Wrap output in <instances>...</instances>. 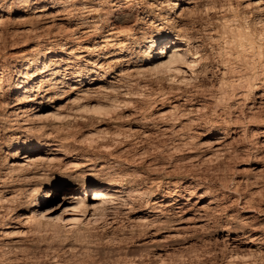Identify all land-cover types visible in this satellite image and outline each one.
<instances>
[{
    "label": "rangeland",
    "instance_id": "374dc122",
    "mask_svg": "<svg viewBox=\"0 0 264 264\" xmlns=\"http://www.w3.org/2000/svg\"><path fill=\"white\" fill-rule=\"evenodd\" d=\"M138 1L131 5L136 16L137 32V38L129 45L133 52L138 51L150 36H164L168 32L166 26L156 31L160 0H151L152 6L145 5L143 0ZM192 1L189 14L186 12L184 15L187 23L190 21L186 24V31L204 57L200 71L202 69L203 72L204 67L208 69L204 76L200 75L197 80L181 87L194 95L195 99L192 98L184 106L192 110L188 115L183 107L169 110L170 102L166 94L174 83L164 70L141 72L134 80L129 79L131 83L127 79L132 101L127 103L126 110L118 107L122 104L116 100L112 107L102 100L101 95L93 96L96 101L92 104L85 100L80 102V108H85L82 109V117L91 121L82 124V120H78L80 125L76 127V135L82 136V139L79 138L83 142L77 157L81 162H89L88 167L99 169V172L94 175L89 169H82L83 172L80 170L78 176H74L69 168H52L49 175L52 188L46 208L54 215H60L67 202L65 191L72 189L90 196L96 186H115L116 183L145 191L144 196L136 197L132 209L109 205V211L97 213L92 223L81 224L74 231L44 225L40 235L35 232L20 237L17 243L20 242L16 244L18 247L1 256L0 264H264V135L260 132L264 128V97L258 98L264 90V3L258 8L254 3L256 0ZM4 6L6 8L7 3ZM165 9L163 6V13H168ZM220 17L226 18L225 24H238L246 38L252 41L248 44L249 41L243 40L242 49L245 51L240 49L242 45H232L230 30L222 33L218 24L223 20L217 21ZM27 23H8L10 35H6L7 46L0 47V63L8 74L15 75L14 78L28 58V55H19L20 51H29L38 39L35 34L41 35L38 25ZM20 27L31 31L21 35ZM12 32H16L14 36ZM50 33L41 35L40 39L46 43L58 42L55 49L62 65L63 56L71 51L62 49L63 39L60 37L65 33L64 24L56 26ZM92 42L93 38L82 40L84 44ZM85 64L83 59L71 58L73 69L84 68ZM92 105H99L101 109H91ZM137 120L148 132L147 136H144L146 132L133 131L139 125L135 123ZM97 125L105 129L96 133L92 129ZM163 127L169 130L163 131ZM224 131H227L224 151L204 161L198 154L210 147L209 142L222 139ZM5 151L9 148L2 143L0 161ZM157 162L164 163L165 167L153 170ZM155 175L157 179L151 180L150 177ZM61 179L64 181L60 182ZM189 181L197 183L198 189L183 193L182 187ZM180 198H190L189 203L202 198L199 205L207 212L202 217V225L193 228L186 222L177 223L172 209ZM152 200H163L166 215L170 217L169 223H157L151 218V221L140 224L134 219V212L144 210V206ZM209 200L213 203L208 204ZM243 201L247 202L243 204L247 211L240 212ZM14 205L16 202L7 203L10 210ZM8 211L5 212L4 224L20 221L18 211ZM255 226L258 228L255 229ZM238 254H246V257L236 256Z\"/></svg>",
    "mask_w": 264,
    "mask_h": 264
},
{
    "label": "bare ground",
    "instance_id": "6f19581e",
    "mask_svg": "<svg viewBox=\"0 0 264 264\" xmlns=\"http://www.w3.org/2000/svg\"><path fill=\"white\" fill-rule=\"evenodd\" d=\"M135 1L138 0H0V41H2V46L0 47L5 44L6 35H10L8 34V30H10L7 28L8 23L12 24L13 22L21 21L24 24L28 22L30 25H38V31L41 32V35L49 34L56 26L64 24L65 33L60 37L63 39L61 43L62 49L71 50L66 53L67 56H63L62 61L64 63L61 65L57 59L58 53L55 49L58 42L46 43L40 39L41 35L38 36L34 33L38 38L35 46L30 48L29 51L24 50V52L20 51L19 53L22 56L28 55V58L24 60L23 64L21 63L22 65L17 71L16 78H14V74L13 76L8 74L5 71L6 69H3V64L0 63V145L3 143L9 148V151L4 152V156L1 158L2 161H0L3 163L0 166V258L1 256H6L7 253L9 254V251L11 252L10 249L17 246L16 244L20 242L19 240L17 243L20 237L35 232L38 234L43 233L41 231L45 228L44 225H52L57 229L66 228L74 231L81 224L85 225L91 221L93 222L97 213L109 211V205L126 206L132 209L136 197L139 198L144 196L143 193H146L140 189L125 188L121 183H116L115 186H96L90 196H87L85 192L70 189L68 192L65 191L68 195L67 202H65L60 215H54V212L46 208L47 199L52 188L50 186L51 182H49L52 168L57 167L62 170L69 168L74 176H78V171H82V169H89L94 175L99 172V169L97 170L92 166L89 168V162H81L77 157V152L83 142L81 141L82 136L76 135V127L80 125L78 120H82V124L91 121L90 118L82 117V109L85 108H80V102L85 100L88 104H92L96 101L93 96L101 95L102 100L112 105V107L116 100L118 104H122L117 106L126 110L127 103L132 101L130 98L131 91L129 92L127 88V79H133L135 76L137 78V75L141 72L156 73L164 70L174 83L168 94H166L170 102L169 110L172 111L178 107H183L182 110L187 111L185 113L187 115L192 110L186 109L184 106L192 98L195 99L194 95L181 87L197 80L200 75L204 76L208 70L204 67L203 72H201L202 69L200 71L202 58L204 59V57L201 56L202 54L197 49L199 46L195 40L186 31V24L190 21L187 23L184 15L189 11V4L193 3V1L160 0V6L158 5L159 7H157L159 24L156 26V31L159 32V29L166 26L168 27V32L164 36H150L142 46H139L138 51L133 52L130 50L129 45L132 40L137 38V32L135 31L136 16L131 8L132 2ZM149 1L143 0V3L152 6L153 2L149 3ZM6 3V8H3ZM254 3L259 8L263 6L264 0H256ZM163 6L168 9V13H163ZM223 18H218L219 20L217 21L223 20L218 26L221 27L222 33L226 32V29L230 30L232 45L234 43L241 46L245 39L249 41L247 42L248 44L252 43L246 38L245 33L243 34L238 24H225L227 17ZM30 28L34 30L32 26ZM20 30H22L19 33L21 35L27 33L28 30L31 31L25 28ZM13 33L12 35L14 36L16 32ZM10 37L12 38V36ZM91 38H93L92 44L82 43V40ZM71 43H73L72 46H70ZM6 44L5 46H7ZM225 44L227 45L228 43ZM243 45L240 49H242ZM40 48L45 49V51L41 52ZM250 49L252 50V48ZM258 53H261V51L256 53L257 56ZM71 58L73 60L83 59L86 63L84 68L73 69L72 64L70 65ZM129 82L131 83L132 81L129 80ZM262 83L264 85V82ZM261 97H264V90L258 95V98ZM91 107V109L96 108L98 110L99 107L101 109L99 105L98 107H94V105ZM135 123L139 124L140 122L137 120ZM182 127H184V124ZM104 129L101 125H97L92 130L98 133ZM162 130L167 131L169 129L163 127ZM133 131L146 132L144 136L148 133L143 128V125L140 126V124L138 127L133 128ZM260 132L263 136L264 128ZM226 135L227 131H224L222 139L209 142L210 147L207 150H202L198 155L204 161H208L218 153H222L227 145L225 142L227 140H225ZM106 143L105 147L107 146ZM102 146L104 147V145ZM162 167H165V164L157 162L153 165V170ZM156 177L155 175L150 177V179L156 180ZM9 181H12V183L8 184L7 182ZM63 181L62 179L60 180V182ZM182 188L184 193L188 192L189 189L197 190L198 185L194 181H189ZM189 195L191 196V194ZM189 199L184 198L182 200L180 198L178 200L179 203L173 207L172 210L174 212L172 213L177 217V223L183 224L186 222L189 226L196 228L202 225V217L207 212L203 206L199 205L202 198L192 201L193 203H189ZM149 201L148 204L143 205L145 207L144 210L134 212L133 217L137 223L144 224L151 221V218L156 220L157 223L168 222L170 217L166 215L163 200ZM11 202H16L12 210L7 206V203ZM211 203H213L212 200H209L208 204ZM246 203L243 201L242 205H239L240 212L247 211L243 205ZM6 210L18 211L20 221L14 224H4L3 221L7 215L5 214ZM254 228L257 229L258 226ZM255 253L251 254L255 255ZM245 255L238 254L236 256L243 257ZM8 264L11 263L8 262Z\"/></svg>",
    "mask_w": 264,
    "mask_h": 264
}]
</instances>
